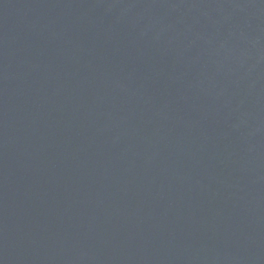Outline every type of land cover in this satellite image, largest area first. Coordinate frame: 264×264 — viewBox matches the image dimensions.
Instances as JSON below:
<instances>
[{
	"label": "water",
	"instance_id": "1",
	"mask_svg": "<svg viewBox=\"0 0 264 264\" xmlns=\"http://www.w3.org/2000/svg\"><path fill=\"white\" fill-rule=\"evenodd\" d=\"M0 264H264V0H0Z\"/></svg>",
	"mask_w": 264,
	"mask_h": 264
}]
</instances>
